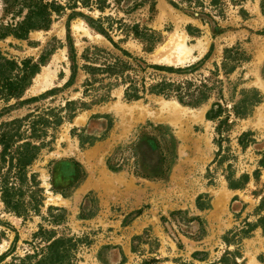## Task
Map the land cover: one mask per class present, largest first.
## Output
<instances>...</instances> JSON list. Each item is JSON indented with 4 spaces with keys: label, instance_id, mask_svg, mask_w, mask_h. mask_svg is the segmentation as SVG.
Masks as SVG:
<instances>
[{
    "label": "rangeland",
    "instance_id": "374dc122",
    "mask_svg": "<svg viewBox=\"0 0 264 264\" xmlns=\"http://www.w3.org/2000/svg\"><path fill=\"white\" fill-rule=\"evenodd\" d=\"M47 1L62 9L51 12L45 29L21 39L1 34L24 19L27 7L22 0H0L4 56L36 61L55 48L20 96L0 95V133L15 154L0 162V185L3 179L16 184L19 198L15 211L0 188V264H32L63 237L75 243L79 264H264V234L257 226L264 216V168L260 178L253 175L264 154V0ZM135 23L159 30L163 42L145 51L131 31ZM188 25L197 30L190 33ZM69 32L78 60L73 80ZM231 48L248 60L225 75L224 56H235L226 51ZM118 57L148 83L163 77L208 82L212 96L198 107L155 94L128 101L126 85L111 79V99L92 103L106 91L100 78L105 83L108 77L95 72L94 81L90 66ZM152 65L196 67L178 73ZM89 79L94 89L86 88ZM252 89L262 100L251 115L232 113L217 131L219 121L206 116L212 105L221 102L231 110ZM247 131L254 135L243 147L239 137ZM155 136L161 148L149 139L151 151L145 141ZM25 142L41 148L19 177L13 171ZM161 149L172 151L166 162ZM232 172L236 179H251L231 189Z\"/></svg>",
    "mask_w": 264,
    "mask_h": 264
},
{
    "label": "trees",
    "instance_id": "16d2710c",
    "mask_svg": "<svg viewBox=\"0 0 264 264\" xmlns=\"http://www.w3.org/2000/svg\"><path fill=\"white\" fill-rule=\"evenodd\" d=\"M22 1L28 9L27 14L21 22L17 23L15 26H9L8 32L1 34V37H5L7 34L11 33L17 38L22 39L25 38L30 31L45 29L50 22L51 12H58L62 9V6H54V3L48 1L44 2V0ZM174 5L176 6L177 4ZM73 15L76 16L78 14L74 13ZM87 22L91 27L95 28L97 32L103 34L109 38L113 44H115V42L110 38L107 29L101 26L99 22L96 25L97 20L89 18ZM130 28L133 35L142 41L144 50L147 52L154 51L155 48L161 42H163V37L159 30L153 29L147 25L141 26L138 23L133 24L130 26ZM187 29L189 32L193 31L194 29L197 30V28L193 25H188ZM141 37H145V40L141 39ZM67 43L69 50V60L71 63V80H73L77 73L78 60L77 52L75 50L70 32L67 36ZM53 50H55V48L43 53L36 61H34L32 58H29L23 60L21 63L7 58L0 52V95L4 96L5 98L20 96L31 83L33 76L37 74L41 66L46 63V59L52 54ZM226 51L235 53V56L230 54L224 56L222 68L224 69V74L228 75L234 72L240 66L242 60H248V58L247 56H243V52L239 51L238 49L231 48L227 49ZM124 53L126 54L127 52ZM230 60L232 61V64L229 66ZM128 63L129 62L123 61L118 57L113 62L104 63L103 66H90L91 75L93 76L94 81H96L95 72L99 74L106 73V77H108V81L105 83L103 82V77L100 78L102 81V87L106 89V91L100 96L93 98L92 103L97 104L111 99L110 90L111 87L115 85L114 82H111V79H118L122 82V84L126 85L125 98L128 101L140 99L145 94H155L162 95L167 98H174L185 106L198 107L207 102L212 96L214 87H212L208 82H201L200 84H197L191 80H186L183 82L170 81L169 79L163 77L158 80H152V82L148 83L143 78L139 79L133 76L131 70H134V67L131 63ZM151 67L158 70L181 73L188 70L191 72V70L195 69L196 66H191L190 68H175L173 66L166 65H152ZM94 81L89 79L85 84L86 88L89 89L90 87H93L94 89ZM261 100L262 96L258 90L252 89V96L241 97L237 102L233 103L231 110H229L227 106L221 102H216L212 105L206 116L208 119L219 121L217 125V131L220 132L222 131V125L229 124L230 115L232 113L236 118H245L251 115L254 107L259 104ZM72 104H74L73 101H69L67 103L69 108ZM74 114L75 112L73 115ZM162 128L163 127L159 125L153 126L155 131H161ZM252 135H254V132H243L239 137V144L245 147L248 144V142H245V140ZM169 138L173 142L175 141L172 134L169 135ZM149 139H153L158 144V147L161 148V143L158 141V137L155 136L146 138L145 142L147 143L149 150L153 151L152 146L148 142ZM163 139L167 144L168 140H166V136H163ZM11 144V140L9 137H7V134L4 132L0 133V145L2 146V151L0 154L1 163L4 162L8 156H10L12 159H15V154L9 150ZM20 148L21 151L17 152V163L15 164V170L13 171V174L15 176L19 175V177L25 172L27 165H29L36 158L41 147L31 144L30 142H25L20 146ZM161 150L163 154L162 161L166 162L172 151H170V149L165 150V154L163 149ZM165 167L166 170H168L169 164H166ZM109 168L112 170H117V167L111 162V160H109ZM262 168H264V154L259 160V168L253 172L255 178L261 177ZM11 170L12 169H9L10 172ZM250 179V174H243L241 175V179H236L233 172L231 173V176L227 177L229 188L231 189L243 188L250 181ZM0 188L4 203L7 205V207H11L17 211V204L19 203V198L16 197V190L18 189L17 185L8 183L3 179V183L0 185ZM261 205H264V198L262 199ZM257 226L262 228L264 234V216L259 219ZM36 258L37 260L32 264H79L75 256V243L71 238L64 237L51 241L41 256ZM224 260H228V258H225ZM21 264H25L24 261ZM233 264H239V262L235 259Z\"/></svg>",
    "mask_w": 264,
    "mask_h": 264
}]
</instances>
